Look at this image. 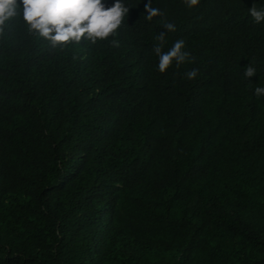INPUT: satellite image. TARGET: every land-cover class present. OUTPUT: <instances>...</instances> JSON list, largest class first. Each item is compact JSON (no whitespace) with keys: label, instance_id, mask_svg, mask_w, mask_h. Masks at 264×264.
Wrapping results in <instances>:
<instances>
[{"label":"trees","instance_id":"1","mask_svg":"<svg viewBox=\"0 0 264 264\" xmlns=\"http://www.w3.org/2000/svg\"><path fill=\"white\" fill-rule=\"evenodd\" d=\"M124 2L95 45L0 30V264H264V0Z\"/></svg>","mask_w":264,"mask_h":264},{"label":"clouds","instance_id":"2","mask_svg":"<svg viewBox=\"0 0 264 264\" xmlns=\"http://www.w3.org/2000/svg\"><path fill=\"white\" fill-rule=\"evenodd\" d=\"M188 8L198 6L200 0H183ZM17 9H22V19L30 33L48 41L51 46H67L69 43L79 44L88 41L95 45L110 36H115L117 30L129 14V7L124 0H114L111 7H106L102 0H0V30L11 18L17 15ZM147 15L144 18L151 21L154 17L163 16L158 8L152 7L151 0L145 5ZM255 23L264 21V7L257 8L255 4L248 9ZM162 26L167 32H175L172 22H164ZM166 35L159 33L155 39L158 42L153 51L158 57L157 70L164 73L173 63L179 67L185 62H195V58L185 51V41L177 39L174 44L164 51ZM112 47L118 48L119 41L113 39ZM198 69L185 73L188 80L195 79ZM256 75V69L249 64L246 66V78ZM255 95H264V87H256Z\"/></svg>","mask_w":264,"mask_h":264}]
</instances>
